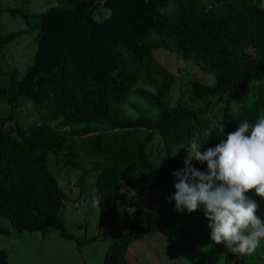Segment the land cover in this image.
<instances>
[{
	"label": "trees",
	"instance_id": "obj_1",
	"mask_svg": "<svg viewBox=\"0 0 264 264\" xmlns=\"http://www.w3.org/2000/svg\"><path fill=\"white\" fill-rule=\"evenodd\" d=\"M60 1L70 5L34 16L36 49L23 73L9 64L5 46L28 28L4 33L0 6V100H29L37 119L23 126L11 112L0 113V217L41 238L53 227L77 249L96 239L70 232L61 215L66 194L46 159L49 151L63 153L64 163L79 171L81 191L95 172L100 227L124 212L127 232L108 243L101 264H126L128 246L145 232L148 190L185 167L187 150L174 148L193 140L202 152L214 148L240 121L264 114V10L260 0ZM101 4L109 15L94 19ZM6 10L27 23L32 17L19 7ZM155 48L191 60L214 81L186 80L172 104L175 76L156 60ZM227 94L240 103L237 112ZM215 101L222 105L214 119ZM192 163L207 170L206 162ZM126 188L133 194L124 210ZM248 195L264 218V199ZM0 233L9 229L0 225ZM233 261L226 248L224 264ZM0 264H9L1 247Z\"/></svg>",
	"mask_w": 264,
	"mask_h": 264
},
{
	"label": "rangeland",
	"instance_id": "obj_2",
	"mask_svg": "<svg viewBox=\"0 0 264 264\" xmlns=\"http://www.w3.org/2000/svg\"><path fill=\"white\" fill-rule=\"evenodd\" d=\"M70 5L61 3L60 0H0L1 24L4 33L14 30L26 29L28 31L5 46L6 59L12 66L24 72L31 63L36 49L35 27L36 17L39 12L55 5ZM25 9L32 17L29 22L19 15L7 11L6 8ZM109 15V9L98 6L93 12V18L101 20ZM30 24V25H29ZM156 60L174 76L171 89L172 104L177 102L180 85L190 78L199 79L210 84L214 76L205 72L189 59L180 57L177 53L162 48L154 49ZM231 105V110L237 112L240 103L230 94L224 96ZM222 101H215L209 109V114L215 119L217 108ZM129 112L132 110L128 109ZM12 115L23 126L37 122L32 112L29 100L21 99L14 105L0 100V113ZM185 145L174 148L175 154L187 150ZM156 145L153 146L154 152ZM158 161V164L161 161ZM47 164L55 173L58 183L66 194L61 215L65 220L67 229L78 236L98 234L95 240L85 243L77 249L74 240L61 237L58 230L51 227L41 238L39 231H17L7 216L0 217V225L9 229L8 234L0 233V247L5 249L9 264H101L103 255L110 241L127 232V226L122 221L114 225L100 227L98 216L99 194L95 185V172L85 180L83 190L78 184L79 171L64 163L63 153H47ZM87 166L89 165L86 160ZM197 169L196 164H193ZM176 177L163 185L148 190L143 202L147 213V224L142 237L134 240L128 248L129 264H224L226 245L215 244L210 238L211 229L209 221L204 215L203 208L188 213L178 212L175 201L169 202L168 197L176 191L174 183ZM127 196L119 201V207L128 209L129 196L133 194L130 189H125ZM127 204V205H126ZM125 219L124 212L121 214ZM119 224V225H118ZM114 226V227H113ZM232 264H264V244L253 255L234 254Z\"/></svg>",
	"mask_w": 264,
	"mask_h": 264
},
{
	"label": "clouds",
	"instance_id": "obj_3",
	"mask_svg": "<svg viewBox=\"0 0 264 264\" xmlns=\"http://www.w3.org/2000/svg\"><path fill=\"white\" fill-rule=\"evenodd\" d=\"M201 146L196 140L184 146L185 167L173 171L176 191L168 200H174L181 213L202 207L215 244L226 245L234 254L253 255L264 244V218L248 195L254 191L264 199V114L254 123L240 121L214 148L202 152ZM194 160L206 162L207 170L197 169Z\"/></svg>",
	"mask_w": 264,
	"mask_h": 264
},
{
	"label": "crops",
	"instance_id": "obj_4",
	"mask_svg": "<svg viewBox=\"0 0 264 264\" xmlns=\"http://www.w3.org/2000/svg\"><path fill=\"white\" fill-rule=\"evenodd\" d=\"M119 221H122V222H124L125 221V219H122V217L120 216V218L118 219V222ZM117 223V222H116ZM119 225V224H118ZM114 227V226H113ZM132 245V244H131ZM128 248H129V246H128ZM128 248H127V250H126V264H129L128 263V257H127V255H128ZM103 257H104V255H103ZM102 260H103V258H102ZM102 263V262H101Z\"/></svg>",
	"mask_w": 264,
	"mask_h": 264
},
{
	"label": "water",
	"instance_id": "obj_5",
	"mask_svg": "<svg viewBox=\"0 0 264 264\" xmlns=\"http://www.w3.org/2000/svg\"><path fill=\"white\" fill-rule=\"evenodd\" d=\"M261 8L264 10V0H260Z\"/></svg>",
	"mask_w": 264,
	"mask_h": 264
}]
</instances>
